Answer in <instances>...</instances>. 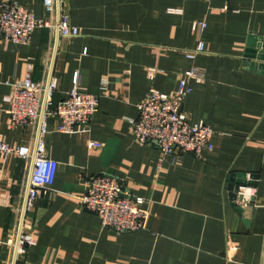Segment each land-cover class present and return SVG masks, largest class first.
Instances as JSON below:
<instances>
[{"label":"crops","instance_id":"0c3cea01","mask_svg":"<svg viewBox=\"0 0 264 264\" xmlns=\"http://www.w3.org/2000/svg\"><path fill=\"white\" fill-rule=\"evenodd\" d=\"M12 1L50 19L43 0ZM66 9L78 36L58 38L42 27L17 44L0 33L1 140L32 144L29 130L10 124L5 100L11 84L26 75L41 81L51 68L57 79L51 109L74 83L99 95L85 128L64 133L56 115L47 119L46 155L58 168L50 190L27 213L25 228L35 244L18 263L264 264V68L243 63L249 36L264 39V0H69ZM195 22L206 26L194 30ZM199 41L205 52L192 63L202 78L188 81L192 92L181 111L189 122L211 126L212 148L195 156L139 144L129 123L137 103L151 88L173 93L190 68L184 50ZM27 172L22 158L0 157V264H9L5 241ZM103 173L144 199L145 229L101 227L82 208L89 177ZM241 181L254 189L248 209L231 199L229 185Z\"/></svg>","mask_w":264,"mask_h":264},{"label":"built area","instance_id":"2783aa9c","mask_svg":"<svg viewBox=\"0 0 264 264\" xmlns=\"http://www.w3.org/2000/svg\"><path fill=\"white\" fill-rule=\"evenodd\" d=\"M69 0H43L50 19L34 16L33 12L16 1L0 0V33L13 43L27 44L32 32L37 28L50 27L58 38H72L80 34V29L70 23L67 13ZM210 1V0H207ZM204 22L193 23L194 30H203ZM205 52L204 43L199 41L195 48L184 50L190 68L179 80L173 93H164L151 88L137 103L138 115L129 121L133 135L141 145L155 142L162 153L187 152L199 156L204 149L212 148L213 130L204 121L191 123L181 111L185 97L192 92L188 81L202 78L201 72L192 63ZM156 70L151 68L148 77L152 80ZM106 81L102 83L103 86ZM11 93L5 98L10 124L29 130L31 145L12 146L0 139V157L15 155L28 163L24 182V193L16 208L17 218L12 235L5 243L11 248L9 264H19L18 258L28 246L35 244L33 235L25 228L27 213L41 193L50 190L58 168V162L47 157L44 136L47 119L56 115L57 129L72 133L76 125L84 128L90 122L99 104V95L82 91L76 83L67 97L58 101L53 109L52 95L57 87V79L47 67L45 78L33 80L29 75L13 82ZM86 192L79 197L83 209L95 213L101 227L116 232L143 230L148 217L142 207L144 199L127 190L113 175L103 173L90 176ZM254 198V189L248 184L237 187L235 204L248 209Z\"/></svg>","mask_w":264,"mask_h":264},{"label":"water","instance_id":"95a60500","mask_svg":"<svg viewBox=\"0 0 264 264\" xmlns=\"http://www.w3.org/2000/svg\"><path fill=\"white\" fill-rule=\"evenodd\" d=\"M254 34H251L249 36L248 45L245 50L244 57L246 60H244V65L248 67L254 68H264L263 64H252L250 62V59H258V60H264V39H261L259 43H257V40H259ZM244 183L243 181L240 182V184ZM239 185V182H234L233 184L229 185V189L231 190V199L235 201L236 199V190Z\"/></svg>","mask_w":264,"mask_h":264}]
</instances>
